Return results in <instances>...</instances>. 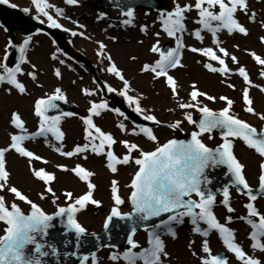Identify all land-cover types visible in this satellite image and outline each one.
I'll list each match as a JSON object with an SVG mask.
<instances>
[{
  "label": "snow or ice",
  "instance_id": "6c2138e0",
  "mask_svg": "<svg viewBox=\"0 0 264 264\" xmlns=\"http://www.w3.org/2000/svg\"><path fill=\"white\" fill-rule=\"evenodd\" d=\"M64 2L71 6L79 4V0H64ZM0 3H8V0H0ZM32 4L38 14L47 18L50 28H62L57 18H54L48 10L54 9L56 16L59 17L65 15L63 8L50 3L49 0H32ZM11 6L16 7V5ZM193 10L197 12L195 23L199 27L195 29L192 35L196 40L203 43L204 36L202 32L207 30L211 34V44L214 47H196L184 43L183 33L186 31L184 23L186 20L185 13ZM23 11L29 12L30 9L25 8ZM238 12L249 15L250 20H255V13L249 14L247 0H194V4L186 3L183 5L178 0H173V8L167 12H160L159 18L163 25V31L169 38L174 40L175 46L166 50L162 49L159 45L160 33L157 32L155 34L156 43L151 45L149 51L154 54L158 53L159 58L154 62L144 63L140 68V72L151 73L154 80L163 78L172 96L178 97L179 83L170 74V70L185 66L182 63L185 49L207 58V62L197 61V63H202V67L208 72L218 73L224 77L233 72V69L227 63V60H231L232 64L236 65L235 71L243 78L245 84L242 90L244 111L258 115L259 119L264 121V114L255 112L254 101L250 96L251 88H256L261 93H264V85L253 83L246 67L240 65L239 58L222 46L223 41L218 35L223 30H226L228 34L240 33L245 36L249 34L248 29L239 22L237 18ZM123 15L127 17L123 20V24L131 25L134 19L133 7H127ZM103 16L104 14H101V17ZM36 18L39 19V15ZM40 23H44V21L41 20ZM73 23H76L79 28L85 27L76 21H73ZM63 30L66 32L70 31L72 36L84 35L83 32L78 33L68 28ZM147 30V25L141 26L142 32L146 33ZM111 39L115 41L116 38L111 37ZM260 40L264 43V37H260ZM31 41L32 36L29 35L19 45V58L15 66H9L7 63V51L5 52L4 60L0 61V84L6 83L9 85L10 87L7 89L9 93L13 88L21 94L26 92V87L18 79V75L24 74L21 65L27 62L25 53ZM9 44H11V41H9ZM98 49V56L102 60L107 59L108 61L106 71L122 82L120 90L109 85L107 86V91L116 92L123 97L129 106H134V111L142 115L145 121L160 124L161 121L157 119L156 115L150 114L152 109L141 107V100L145 99V97L141 94H130V92L134 91L131 82L125 78L123 71L113 61L112 56L110 54L105 55L107 45L103 41H99ZM250 55L255 63L260 66L259 76L264 78V57L254 51ZM52 59L57 60L59 57L53 54ZM132 59L135 60L136 57H132ZM213 62L218 66H214ZM59 63L64 64L65 61L61 59ZM32 68L34 69L35 65H32ZM54 74L56 77L62 78L60 68H56ZM27 75L34 81L36 80L34 71L28 72ZM228 87L232 88L234 85L228 84ZM191 89L189 100L178 104V107L182 110L193 109L201 114L197 121L190 112L185 113V119L196 128L191 133L190 140L169 139L165 143L160 144L151 127L136 125L131 129L132 135H143L147 140L154 142L156 144L154 150H144L138 143L128 139L117 141L112 133L103 131L95 124L94 117H100L105 110L114 111L121 117L124 116L120 109L110 108L105 100H101L99 103L89 101L88 114L80 117L85 126V142L77 144L70 151L63 150L62 142L64 141L65 133L61 130V121L65 117H72L76 114L59 111L57 101L67 102V97L60 87H55L51 94H46L44 97L35 100L34 114L38 118L37 131L28 133L20 114L13 112L10 117V124L19 131L9 133V142L6 146L0 147V192L6 191L14 196L13 202L8 204L5 201V197L0 195V223L5 226L4 234L0 235V264H48L47 258L59 257L60 253L57 245L48 239L49 230L53 227L52 222L56 218L66 217V221L61 219L60 222L66 230L75 233L76 247L79 248L80 239L86 234L87 230L78 222L77 214L85 210L89 204L98 207L102 203L93 197V192L97 186L92 183L91 177L95 173L79 163L71 168L66 165H57V167L62 171H70L80 181L85 182L88 189L87 192L74 198L71 191H65L63 195L69 202L65 206L57 205V211L52 214L46 213L27 194L10 184V172L6 167V154L14 151L20 157L27 158L33 176L45 185L44 192L39 193L40 199H44L46 194H51L54 204L59 200L51 186L56 180L55 173L49 172L43 167L36 169L32 166L33 161H43L45 164L48 161L25 146V141L43 137L45 143L51 147L49 135L55 141L61 142V146H57L55 151L63 157L82 156L86 160L89 151L97 156L103 155L106 167L113 174L117 173L118 165H129L134 162L137 166L130 184L127 185L130 188L128 200L132 205L131 213H121L120 206L125 203V200L119 195V182L117 180L111 181V198L114 204L110 208L109 215L105 218V229H108L114 217L126 219L135 215L136 220L134 223H143L167 214L166 219H159L158 223L152 225V230L149 231L148 247L138 252L132 250L140 247L133 238L137 229L135 226L132 227V235L127 237V244L130 247L122 253V259L125 264H138V261H142V264H162V257L167 256L165 243L161 238L162 234L175 238L176 231L173 225L183 224L185 219L192 225L193 233L205 238L202 241V252L208 254V256L201 258L202 264H228L225 257L211 254L209 241L206 239L211 230H216L219 233V237L227 250L234 253L242 264H261L260 260L248 256L242 246L235 242L234 231L227 227L226 224L219 222L213 211L216 204V193L211 189L205 191L204 186L212 183L207 172L208 169L225 166L231 185L236 186L238 192L242 186L246 190L249 201H256L258 197L253 194V190L247 182L244 174L246 166L236 156L234 142L239 139L248 149L254 150L261 158L258 181L259 191L264 193V129L258 131L252 124L239 118L232 111L234 105L232 99L226 96L217 98L210 95L199 90L195 83L191 85ZM99 90V88L95 90L84 88L82 93L87 97H92ZM200 98H205L211 102L219 99L220 101H225L226 106L214 111L206 104H203ZM52 110L58 111V114L49 115ZM180 124L181 121H176L168 125V127L176 129L179 128ZM118 127L125 133L129 131L123 123ZM213 130H221L222 138V143L215 148L208 147L201 139L203 134L211 133ZM211 138L209 136V139ZM117 143H120L125 149V153L122 156L113 150V145ZM134 153L137 155H133ZM221 191L223 195L222 204L229 213L234 212L235 210L230 206L229 185H224ZM193 197L196 198L194 199ZM16 200L27 204L29 211L26 213ZM244 207L247 210V217H239V219H246L247 223L251 225L250 239L253 241L251 247L254 250L264 251V243L260 242V238L264 237V212H261L252 202L246 203ZM253 218H258V222ZM231 219L230 216L226 218L228 223L231 222ZM202 223L206 227H201ZM160 230H166V232L162 233ZM68 243L70 242L64 241L65 245ZM192 243L194 241L190 242V247ZM195 254L193 252V255ZM64 255L76 256L77 253L65 252ZM110 258L114 261L118 260L121 258V254L115 253ZM89 260H91V264H98L95 252H92L90 256L81 255L79 264H87Z\"/></svg>",
  "mask_w": 264,
  "mask_h": 264
},
{
  "label": "rangeland",
  "instance_id": "374dc122",
  "mask_svg": "<svg viewBox=\"0 0 264 264\" xmlns=\"http://www.w3.org/2000/svg\"><path fill=\"white\" fill-rule=\"evenodd\" d=\"M8 1L20 7L30 9V15H39L45 23H48L46 17L37 13L32 0ZM95 1L97 0H79L77 6H71L67 5L64 0H49L50 3L65 10V15L59 17L56 16L54 9H49L48 11L62 25V28H59V30L66 35L67 40L63 41V44L60 45L47 32L30 35L32 36V41L25 53L27 62L21 65L24 74L18 75V79L26 87V92L21 94L13 88L9 93L7 89L10 86L6 83L0 84V131H2L0 135V147L6 146L9 142V133L19 131L10 124V117L13 112L20 114L28 133L37 131L38 118L34 114L33 96L35 95L38 98L44 97L46 94H51L55 87H60L66 95L67 101L75 106L73 113L76 115L65 117L61 121V130L65 133L62 147L65 151H70L77 144L85 142V126L80 117L88 114L89 101L99 103L101 100H105L108 102L110 108L116 109L115 102L107 99L103 95L100 86L96 83L95 73L107 86L110 85L118 90L122 88V82L106 71L108 65L107 59L102 60L98 56L99 41H103L107 45L105 55L110 54L123 73H127L130 76L128 80L134 89L130 94H141L145 97V99L141 100V107L152 109L150 114L156 115L157 119L161 121L160 124L147 121L145 125L153 129L160 144L176 136L178 128L173 129L168 127V125L176 121H181L179 128L184 132L196 130L194 125L188 123L185 119V113L190 112L196 120L200 113L193 109L182 110L178 107L179 102H187L189 100V93L192 90L191 85L193 83L198 86L199 90L217 98L219 96H226L232 99L234 101L232 111L239 118L249 122L258 130L263 127L264 121L260 120L258 115L244 111L242 90L245 84L243 78L235 71L236 65L232 64L231 60H227V63L233 69V72L224 77L218 73L208 72L202 67V63H197V61L207 62V58H203L199 54L191 53L185 49L182 60L185 66L170 70V74L179 83V95L178 97H173L171 91L166 87L163 78L154 80L151 73L140 72V68L144 63L154 62L159 58L158 53L154 54L149 51L151 45L156 43L157 38L155 34L157 32L160 33L159 45L162 49L165 50L168 45L171 47L175 46L174 40L169 38L163 31V25L159 18L160 12L149 8L135 9L133 23L131 25H124L123 20L127 18L123 15L124 11L113 8L97 9L92 5ZM163 1L168 4L165 12L170 11L173 8V0ZM178 2L181 5L186 3L194 4V0H178ZM247 3L249 14L255 13V20H250L249 15H245L242 12L237 13V18L248 29L249 34L247 36L240 33L228 34L226 30H223L218 35L223 41L222 46L231 54L236 55L239 58L240 65L246 67L253 83L264 85V78L259 76L260 66L255 63L250 55L254 51L264 57V43L260 40V37H264V0H247ZM101 14H104V16L101 17ZM185 16L186 31L183 33L184 43L196 47L213 46L211 44V34L207 30L202 32L204 36L203 43L196 40L192 35L195 29L199 27L195 23L197 12L193 10L185 13ZM73 21L85 27L79 28ZM142 25L148 26L146 33L141 31ZM64 28L78 33L83 32L84 35L72 36L71 32L64 31ZM26 37L21 35L18 30L14 34V38L20 44ZM111 37H115V41ZM9 41H11L10 34L0 26V61L4 60L5 52H8ZM53 54H56L59 59H52ZM132 57H136V59L133 60ZM61 59L65 61L64 64L59 63ZM213 63L214 66H218L215 65V62ZM32 65H35L34 69ZM9 66H15V64H9ZM56 68H60L62 78L55 76L54 70ZM33 71L36 74L35 81L27 75L28 72ZM228 84H232L234 87L230 88ZM84 88L90 90L99 88L100 90L96 95L87 97L82 93V89ZM109 93L113 94L116 92ZM250 96L254 101L253 107L255 112L264 114V93H261L256 88H251ZM200 99L203 104H206L214 111H218L226 106V102L219 99L215 102L207 101L205 98ZM131 107L134 109V106ZM94 122L103 131L112 133L117 141L128 139L138 143L144 150H154L156 146L154 142L147 140L143 135H132L131 129L136 125L128 118H125V116L121 117L117 115L114 111H103L100 117H94ZM121 123L126 125L129 130L128 133L120 130L118 126ZM209 136L212 138L209 139ZM201 139L210 146L222 143V138L214 132L203 134ZM49 140L51 141V147L45 143L43 137L25 141V146L48 161L47 164L43 163V161H33L32 166L36 169L43 167L47 171L55 173L56 180L51 186L59 197V200L54 204L51 194H46L44 199H40L39 193L44 192L45 185L33 176L27 158L20 157L14 151L6 154V167L10 172L11 185L16 186L27 194L46 213L56 212L57 205L65 206L69 202L63 195L65 191H71L75 198L85 194L88 190L86 183L80 181L73 173L62 171L57 167V165H66L71 168L79 163L95 173L91 177L92 183L97 186L93 192V197L102 202L98 207L89 204L85 210L77 214L78 222L86 228L87 232H98L104 227L105 218L109 215L110 208L114 204L111 198L112 180L119 182L118 192L125 200V203L120 206V211L122 213L131 211L132 206L128 200L130 188L127 185L130 184L131 178L137 170L134 162L129 165H118L117 173L113 174L106 167L103 155L97 156L89 151L86 160L82 156L63 157L55 151L57 146H61V142L55 141L50 135ZM113 150L120 156L125 153V149L120 143L113 145ZM234 150L236 156L246 166L244 174L249 186H258L261 158L254 150L248 149L239 139L234 142ZM133 155L137 154L134 153ZM101 170H105V172ZM0 195L5 197V201L8 204H11L14 200L13 194L6 191L0 192ZM222 200L223 195L216 196V204L213 211L217 219L234 231L235 242L242 246L248 256L254 257L260 260L261 264H264V251L259 249L254 250L251 247L253 243L250 239L251 225L247 223L246 219H239V217H247V210L244 205L249 202H252L261 212H264V199L257 198L256 201H249L248 197L232 188L230 190V206L235 210L232 213L227 211V208L222 204ZM16 202L24 211L29 209L27 204L18 200ZM229 216L232 218L230 223L226 220ZM253 219L258 222V218ZM4 227V224L0 223V235L4 234ZM173 227L176 231L175 238L167 234H162L161 237L165 243V251L167 253V256L162 257V264H202L201 258L208 256V254L202 252V241L205 238L192 232V225L187 219H185L183 224H174ZM201 227H206V225L202 223ZM151 230L152 227L137 230L133 238L138 242L140 247L132 249L133 251L138 252L148 247L149 231ZM160 231L162 233L166 232V230ZM206 239L209 241L212 255L225 257L228 264H242L235 257L234 253L227 250L216 230H211ZM192 241L194 243L190 247L189 245ZM260 242L264 243V237L260 238ZM129 247L127 245L120 248L110 246L100 248L95 253L98 264H125L122 259V253ZM193 252L196 254L193 255ZM115 253L121 254V258L114 261L110 257ZM87 264H91V260ZM138 264H142V261H138Z\"/></svg>",
  "mask_w": 264,
  "mask_h": 264
},
{
  "label": "water",
  "instance_id": "95a60500",
  "mask_svg": "<svg viewBox=\"0 0 264 264\" xmlns=\"http://www.w3.org/2000/svg\"><path fill=\"white\" fill-rule=\"evenodd\" d=\"M95 7L105 8L109 6H119L125 11L127 7L131 6L133 9L137 7H152L159 10H164L166 4H162L160 0H98L93 3ZM40 19L36 17H29L28 12L23 11V9L18 7H12L8 3H0V24L3 25L11 34H14L16 29H19L23 35H28L32 33L39 32L40 30H46L52 34L56 40L61 45L63 40H66V36L56 28H50L48 25L40 23ZM19 44L16 41H13L11 44L10 53L8 55V60L10 62H16L18 58ZM98 83L102 86L104 92H107V88L104 83L95 75ZM113 100L116 101L118 109L122 111L126 116H128L134 123L138 125H144L146 121L143 119V116L135 112L124 99L117 94L111 96ZM59 105V111L72 112L74 106L68 104L64 101H57ZM58 111L52 110L49 112V115H57ZM201 117V116H200ZM199 117V118H200ZM199 120V119H198ZM218 132L221 135V130H213ZM192 133V132H191ZM191 133H183L181 130H178V140H190ZM215 148V147H214ZM209 178L212 183L210 185L204 186L205 191L211 189L217 194H221V189L224 185H229L231 187H236L231 185L230 177L226 174L227 170L225 166H221L215 169L207 170ZM253 194L257 197H264V193L259 191V187L252 189ZM241 192L246 194V190L242 188ZM247 195V194H246ZM167 214H164L160 218H153L147 222L143 223H134L136 220L135 215L131 218L120 219L114 217L110 222L108 229H104L101 232L88 233L86 232L80 239L79 248L76 247V238L75 233L65 229L64 225L61 224V219L66 221V217L54 219L53 227L49 230L48 239L55 243L58 247L60 253L59 257H49L48 264H79V257L81 255H89L92 252H95L98 248L104 245L112 246H123L127 244V237L132 235V227H148L152 226L154 223H158L159 219H166ZM67 233V234H65ZM64 241H69L67 245L64 244ZM65 252H76V256H65Z\"/></svg>",
  "mask_w": 264,
  "mask_h": 264
},
{
  "label": "bare ground",
  "instance_id": "6f19581e",
  "mask_svg": "<svg viewBox=\"0 0 264 264\" xmlns=\"http://www.w3.org/2000/svg\"><path fill=\"white\" fill-rule=\"evenodd\" d=\"M124 75H125V78H126V79H129V78H130V76H129L127 73H124ZM36 99H38V97L34 95L32 101L35 102ZM1 134H2V131H0V135H1ZM11 166H12V163H11ZM101 171H102V172H105V170H101ZM181 263H182V262H181ZM182 264H183V263H182Z\"/></svg>",
  "mask_w": 264,
  "mask_h": 264
}]
</instances>
